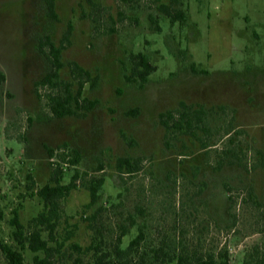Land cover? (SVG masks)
Segmentation results:
<instances>
[{"label":"rangeland","instance_id":"obj_1","mask_svg":"<svg viewBox=\"0 0 264 264\" xmlns=\"http://www.w3.org/2000/svg\"><path fill=\"white\" fill-rule=\"evenodd\" d=\"M94 1L99 7L58 0L55 20L43 0H0L1 239L17 246L15 211L25 236L36 228L45 210L36 192L51 183L48 147L67 143L57 151L66 158L61 183L78 173L77 187L61 200L53 235L38 225L54 248L49 264H95L105 252L116 264H177L184 252L264 264V0H179L184 22L161 10L171 0ZM70 23L59 86L38 87L52 67L40 39L50 35L60 46ZM138 52L157 66L143 87L127 79ZM72 61L97 77L83 88L97 104L55 117L48 95L65 82L74 94L79 87ZM181 101L205 107L206 130H167L161 114ZM72 150L81 155L75 165ZM124 156L142 158V169L119 171ZM98 178L104 182L91 204ZM251 191L260 205L246 199ZM139 234L130 259L115 257ZM23 252L27 264L46 256L28 245Z\"/></svg>","mask_w":264,"mask_h":264},{"label":"trees","instance_id":"obj_2","mask_svg":"<svg viewBox=\"0 0 264 264\" xmlns=\"http://www.w3.org/2000/svg\"><path fill=\"white\" fill-rule=\"evenodd\" d=\"M46 4L48 14L52 19L58 20L59 16L56 10V4L58 0H43ZM95 8L99 5L94 0H87ZM179 0H171V4H163L161 10L171 19L172 22L181 21L184 22L186 14L183 10L176 7ZM153 23L156 20L150 15ZM157 29L160 26L157 25ZM73 25L70 23L67 32L64 35L62 43L57 46L52 40L50 35L44 36L40 39L39 50L43 53L49 62L51 63V71L46 74L44 78L37 82V86L50 85L52 87L59 86L60 70L65 66L62 60L63 49L70 44V37L72 35ZM132 72L127 79L138 80L140 86L143 87L147 82L148 77L157 69V66L153 64L151 59L144 52L132 53ZM70 71L75 79L79 83L77 93H73L71 90V83L65 82L63 92L52 93L48 95L49 106L51 112L55 117H65L68 115H84L86 111L91 110L97 104V100H91L83 97V88L88 81L93 80V85L97 82V77H93L91 72L80 65L77 61L69 63ZM5 80V74L0 70V83ZM38 95L39 92H37ZM130 114V112H128ZM207 110L203 105H190L185 101L180 102V107L176 110H169L161 114V121L168 131L176 130L182 134L196 136L197 130H206L205 119ZM68 146L67 143L59 146L58 148L48 147V154L52 161V173L50 176L51 183L46 184L39 189L36 194L44 201L45 210L41 212L37 217L34 218L36 222V228L28 235L25 236L23 231V224L19 219L18 211L14 212V216L11 220L12 225L15 227L14 237L18 242L17 246L12 243L5 242L1 239L0 229V248L5 255L6 260L2 264H27L23 249L28 247L33 252H44L45 257L40 258L39 255L35 256V264H49L50 257L53 254L54 248L49 245V241L43 238L42 229L38 225H46L50 229L51 235L56 230L58 220L60 218L61 200L68 196L70 192L77 187L78 173H75L71 181L68 184H63V172L64 165L62 162L66 161V158L57 154L58 149L62 150ZM204 147H209V144L204 143ZM58 155L61 162L54 160L55 156ZM68 156L71 157L70 163L75 165L80 161L81 155L77 150H72ZM143 159L133 158L130 156L119 157L117 160V169L121 172L135 173L142 169ZM224 164V161L220 162L219 168ZM32 183L34 179L30 176ZM103 178H98L90 186L91 191V204H94L98 200L99 187L103 184ZM228 191L231 192L229 188ZM249 201L255 205H260L255 194L251 191L246 197ZM3 219V214L0 211V220ZM143 235L139 234L135 237L126 249L117 247L115 250V257L119 259L128 260L129 257L137 250L141 244ZM163 250V249H161ZM111 253L105 252V254L97 256L95 264H116L115 258ZM173 257H170L169 262L173 261ZM168 264V263H167ZM177 264H230L228 258V252L222 253L220 259L214 254L197 253L193 254L182 253L177 256Z\"/></svg>","mask_w":264,"mask_h":264}]
</instances>
